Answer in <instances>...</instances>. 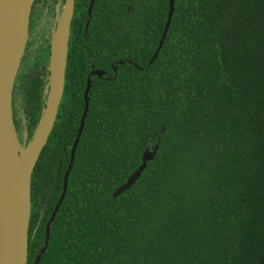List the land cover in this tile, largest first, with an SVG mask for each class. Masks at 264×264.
I'll return each mask as SVG.
<instances>
[{
    "label": "trees",
    "instance_id": "16d2710c",
    "mask_svg": "<svg viewBox=\"0 0 264 264\" xmlns=\"http://www.w3.org/2000/svg\"><path fill=\"white\" fill-rule=\"evenodd\" d=\"M168 4L105 0L87 31L99 28L96 43L70 45L57 116L33 167L43 196L83 109L81 60L93 55L105 74L92 81L38 264H264V0H174L149 62ZM29 84L40 95L41 79ZM156 142L137 180L113 196ZM49 211L34 231L37 210L31 216L27 264Z\"/></svg>",
    "mask_w": 264,
    "mask_h": 264
},
{
    "label": "water",
    "instance_id": "95a60500",
    "mask_svg": "<svg viewBox=\"0 0 264 264\" xmlns=\"http://www.w3.org/2000/svg\"><path fill=\"white\" fill-rule=\"evenodd\" d=\"M14 1L15 0H0V193L8 196L7 207L3 205L0 199V264H27L31 173L53 126L61 99L67 39L74 2V0H65L58 23V27H60L58 32L59 39H63L65 42L61 86L58 87L57 85L58 78L55 74L57 64L54 53L52 52L50 61V87L46 105L42 109L36 128H38L41 122H43V126L36 138H34L37 130L35 128L31 138L26 141V133L23 140H20L13 121L12 89L28 36L29 13L32 0L23 2L18 15H14L11 10ZM92 1L93 0H91L90 3H92ZM173 8L174 0H169L168 12L162 34L149 62L153 61L162 45L170 23ZM57 29L56 31H58ZM119 62H122V60H119ZM98 72L101 73L103 70H98ZM90 84V80L87 79L83 92V110L71 146L70 160L65 171L64 188L67 175L73 163L75 148L87 114ZM30 141H33V147L27 152L26 148ZM157 148L158 142H156L151 149L146 148L143 151L140 163L127 176L126 180L113 190V196L128 189L137 180L142 170L145 168L147 161L152 159L156 154ZM62 195L63 192L49 217L46 224V234L43 245L36 252L32 264H38L47 246L50 233L49 224ZM8 211H11V215L8 214Z\"/></svg>",
    "mask_w": 264,
    "mask_h": 264
},
{
    "label": "flooded vegetation",
    "instance_id": "af4514ba",
    "mask_svg": "<svg viewBox=\"0 0 264 264\" xmlns=\"http://www.w3.org/2000/svg\"><path fill=\"white\" fill-rule=\"evenodd\" d=\"M90 2L91 0H74L73 2V9H72V14H71L68 39H67L66 59H65V67H64V80H65V76L67 72L68 54H69L70 45L71 44L73 45L74 41H76L78 46L81 45L82 50H85L84 48H86V50L87 49L90 50L89 48L92 46L91 42L95 44L97 41L96 38L98 36L99 28H95V29L93 28L90 35H88L87 31H88L90 24H93L96 22V20L100 19L97 17L96 14L105 10V0H101V1L98 0V2L96 0H93L92 3ZM95 2H97L96 7L94 5ZM64 3H65V0H32V3H31L30 13H29L28 36H27L24 52H23V55L19 63L18 70L15 75L13 89H12L13 121H14L15 128H16V131H17V134L20 140H23V137H24V134L21 128L22 124L20 123V118H19L20 110H22L23 116H24V122H23L24 128L23 129L26 132V139H27V131L29 127L32 126V123H33L32 120L35 118L36 115H38V119L36 121V124H37L40 118L41 110L46 105V100H47L48 91L50 87L49 85L50 72H51L50 71V61H51V55H52L53 40H54V35L56 33V29L59 23V21L55 22V17L57 13H61L64 7ZM91 17L92 19H94L92 23H90ZM94 25L95 24H93V26ZM33 48H34L33 55L30 56V51ZM92 56L93 55L89 54L86 62L85 60H81L82 65H85L83 66V68H85V86L87 83V79H89L92 84V81L96 77H100L105 74L104 69H101L99 66L95 65V62ZM98 70H103V72L100 73L98 72ZM35 79L36 80L41 79V83H42L41 91L37 90L38 93L40 91V95L39 94L31 95V94H28L27 92V86L29 87L31 85L29 84L30 80H35ZM91 84H90V87H91ZM84 88H83V92H84ZM83 92H82V97H83ZM62 94H63V90H62ZM62 94H61V98H62ZM83 100H84V97H83ZM83 105H84V102H83ZM57 112H58V109H57ZM57 112H56V116H57ZM56 116H55V119H56ZM55 119H54V122H55ZM54 122H53V125H54ZM78 125H79V122L77 124V128H78ZM51 130L49 134L51 133ZM75 135L69 146V155H68V160L65 164V167L62 170H60L59 165L61 163L58 164V166L55 169V173H54L53 185L50 190L46 191L45 196H43L45 189L42 188V183L40 182L42 177L37 176L35 180V176H32L33 174V169H32L31 181H33V179L34 181L32 182V185H31L32 194H31V199H30L29 224H30V220H31V216L33 212L37 210V220L34 225L33 231L38 227L40 222H43L42 217L45 211L47 210V208L50 207V211L46 215V218L43 224V235L41 239V244L40 246H38L37 251L43 245L45 234H46V224L49 220V217L52 214L55 208V205L57 204L63 192V195L59 201V204L57 208L55 209L53 218L50 221V224H49V230H50L51 223L67 191L68 175L66 179L65 188H64V176H65V171L67 169V165L70 160L71 146L75 138ZM62 147H66V142L62 144ZM61 156L62 154H60L59 156V162L61 161ZM56 191H57V195L54 196V193ZM50 197L54 198V200H52V203L50 202ZM27 254H28V251H27ZM32 263H33V260L31 261V264Z\"/></svg>",
    "mask_w": 264,
    "mask_h": 264
},
{
    "label": "bare ground",
    "instance_id": "6f19581e",
    "mask_svg": "<svg viewBox=\"0 0 264 264\" xmlns=\"http://www.w3.org/2000/svg\"><path fill=\"white\" fill-rule=\"evenodd\" d=\"M27 0H15L12 4L11 10L14 15H18L19 11L21 10V7L23 5V2H26ZM55 35H54V43H53V48L52 52L54 53L55 60H56V69H55V74L58 78L57 85L58 87L61 86V81H62V74H63V60H64V49H65V42L63 39H59V30L60 27H58ZM43 126V122H41L36 128V133L34 135V138L38 135V132L41 130ZM33 147V141H30L27 145L26 151L28 152L31 148ZM0 199L2 200V203L5 207H7V202H8V196L6 194L0 193ZM8 214L11 215V211H8Z\"/></svg>",
    "mask_w": 264,
    "mask_h": 264
},
{
    "label": "rangeland",
    "instance_id": "374dc122",
    "mask_svg": "<svg viewBox=\"0 0 264 264\" xmlns=\"http://www.w3.org/2000/svg\"><path fill=\"white\" fill-rule=\"evenodd\" d=\"M60 16H61V13H57V15H56V17H55V22L59 21ZM33 52H34V48L31 49V51H30V56L33 55ZM19 118H20V123L22 124V125H21L22 132H23V134H24V136H25V133H26V132H25V130L23 129V128H24V126H23L24 116H23V112H22V110H20Z\"/></svg>",
    "mask_w": 264,
    "mask_h": 264
}]
</instances>
